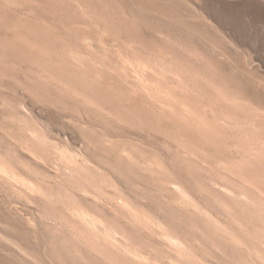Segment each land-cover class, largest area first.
<instances>
[{
  "label": "rangeland",
  "instance_id": "374dc122",
  "mask_svg": "<svg viewBox=\"0 0 264 264\" xmlns=\"http://www.w3.org/2000/svg\"><path fill=\"white\" fill-rule=\"evenodd\" d=\"M262 104L264 0H0V264H264Z\"/></svg>",
  "mask_w": 264,
  "mask_h": 264
},
{
  "label": "snow or ice",
  "instance_id": "6c2138e0",
  "mask_svg": "<svg viewBox=\"0 0 264 264\" xmlns=\"http://www.w3.org/2000/svg\"><path fill=\"white\" fill-rule=\"evenodd\" d=\"M262 106H264V104H262Z\"/></svg>",
  "mask_w": 264,
  "mask_h": 264
},
{
  "label": "bare ground",
  "instance_id": "6f19581e",
  "mask_svg": "<svg viewBox=\"0 0 264 264\" xmlns=\"http://www.w3.org/2000/svg\"><path fill=\"white\" fill-rule=\"evenodd\" d=\"M89 219V218H88ZM93 220V219H92ZM96 220V219H95Z\"/></svg>",
  "mask_w": 264,
  "mask_h": 264
}]
</instances>
